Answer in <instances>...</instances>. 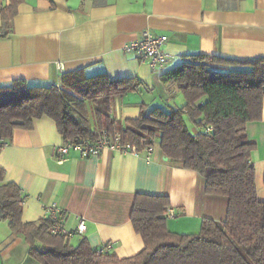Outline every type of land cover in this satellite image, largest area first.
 <instances>
[{"label": "crops", "instance_id": "0c3cea01", "mask_svg": "<svg viewBox=\"0 0 264 264\" xmlns=\"http://www.w3.org/2000/svg\"><path fill=\"white\" fill-rule=\"evenodd\" d=\"M8 2L0 0V9ZM143 30L168 38L163 72L198 54L264 58V0H25L12 31L0 38V86L14 80L57 86L62 73L78 70L86 77L127 80L131 88L109 101L110 116L121 125L137 118L142 107L181 105L177 88L161 82L163 72L124 52ZM58 63L63 72L56 70ZM245 131L256 144L251 159L257 199L264 202V98L261 119L248 122ZM1 141L3 182L22 193V222L45 218L50 206L63 211L65 228L74 230L82 219L86 230L69 239L72 246L85 240L96 250L109 243L110 254L120 259L139 253L144 242L130 223L137 193L169 198L174 216L166 217V226L174 234H197L203 219H225L227 199L206 194L204 180L165 157L158 138L149 161L146 153L109 149L89 157L71 152L60 161L56 149L64 141L44 116L30 130L16 129ZM0 264H39L28 256L23 235L12 234L5 221H0Z\"/></svg>", "mask_w": 264, "mask_h": 264}, {"label": "trees", "instance_id": "16d2710c", "mask_svg": "<svg viewBox=\"0 0 264 264\" xmlns=\"http://www.w3.org/2000/svg\"><path fill=\"white\" fill-rule=\"evenodd\" d=\"M24 2L9 0L0 9V38L12 31ZM160 80L174 85L183 103L163 110L142 107L123 125L111 118L109 101L131 88L127 80L86 77L78 70L62 73L57 86L11 81L0 86V140L10 139L16 129L30 130L44 116L55 122L64 143L93 140L101 130L119 133L123 144L137 149L158 138L160 152L197 173L206 194L227 199L224 221L203 219L197 234H174L166 226L169 198L137 193L130 223L144 248L122 259L98 254L85 240L72 246L68 238L51 234L46 217L22 222V193L3 182L0 169V221L12 234L23 235L31 259L39 264H264V202L257 199L251 159L256 144L245 131L248 122L261 119L264 58L193 55L161 73Z\"/></svg>", "mask_w": 264, "mask_h": 264}, {"label": "built area", "instance_id": "2783aa9c", "mask_svg": "<svg viewBox=\"0 0 264 264\" xmlns=\"http://www.w3.org/2000/svg\"><path fill=\"white\" fill-rule=\"evenodd\" d=\"M142 37L139 40L132 41L124 47V52L134 55L141 62L146 63L150 69L155 73L163 72L168 61V56L163 53V47L168 38L164 35H156L149 30H143ZM56 70L63 72V65L56 64ZM211 127L206 128L205 132L210 133ZM4 143L0 140V149L4 147ZM109 149L122 154H131L134 156L140 153L147 154V161L149 155L153 150V144L142 149H137L133 145L123 144L119 133H108L105 130L98 131L95 139H76L74 141L66 142L57 147L56 153L60 161L65 159L71 152L77 153L81 157H89L99 155L103 150ZM46 218L51 221L50 233L53 235H61L68 239L74 236H81L86 230L84 220H80L74 230L65 228L63 211H60L54 206L47 207L45 210ZM172 210H166V217H173ZM111 244L101 245L96 249L98 254H110Z\"/></svg>", "mask_w": 264, "mask_h": 264}, {"label": "rangeland", "instance_id": "374dc122", "mask_svg": "<svg viewBox=\"0 0 264 264\" xmlns=\"http://www.w3.org/2000/svg\"><path fill=\"white\" fill-rule=\"evenodd\" d=\"M190 130H191V131H193V130H194V128H193V127H190Z\"/></svg>", "mask_w": 264, "mask_h": 264}]
</instances>
